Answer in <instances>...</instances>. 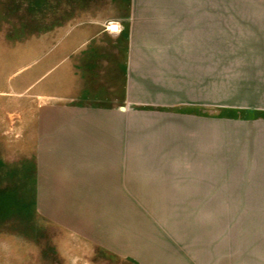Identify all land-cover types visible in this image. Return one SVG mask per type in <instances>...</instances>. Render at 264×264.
Masks as SVG:
<instances>
[{
	"label": "rangeland",
	"instance_id": "obj_1",
	"mask_svg": "<svg viewBox=\"0 0 264 264\" xmlns=\"http://www.w3.org/2000/svg\"><path fill=\"white\" fill-rule=\"evenodd\" d=\"M0 264H264V0H0Z\"/></svg>",
	"mask_w": 264,
	"mask_h": 264
},
{
	"label": "crops",
	"instance_id": "obj_2",
	"mask_svg": "<svg viewBox=\"0 0 264 264\" xmlns=\"http://www.w3.org/2000/svg\"><path fill=\"white\" fill-rule=\"evenodd\" d=\"M89 2H91V1H89ZM97 3H99V4H107L108 3L109 4V3H116V2L115 1H113V2L98 1ZM124 4H128V1H125ZM54 109H56V108H54ZM57 109H59V108H57Z\"/></svg>",
	"mask_w": 264,
	"mask_h": 264
}]
</instances>
